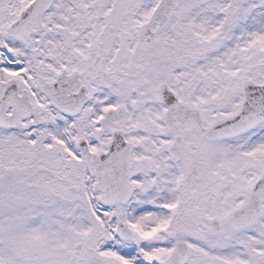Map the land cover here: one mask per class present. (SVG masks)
<instances>
[{
    "label": "snow or ice",
    "instance_id": "6c2138e0",
    "mask_svg": "<svg viewBox=\"0 0 264 264\" xmlns=\"http://www.w3.org/2000/svg\"><path fill=\"white\" fill-rule=\"evenodd\" d=\"M0 264H264V0H0Z\"/></svg>",
    "mask_w": 264,
    "mask_h": 264
}]
</instances>
